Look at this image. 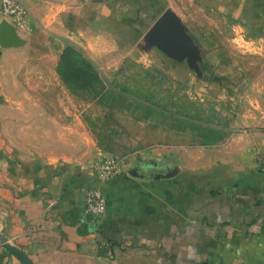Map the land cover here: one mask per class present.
<instances>
[{
    "label": "rangeland",
    "instance_id": "rangeland-1",
    "mask_svg": "<svg viewBox=\"0 0 264 264\" xmlns=\"http://www.w3.org/2000/svg\"><path fill=\"white\" fill-rule=\"evenodd\" d=\"M232 5L161 0L163 11L192 23L190 63L147 44L145 34L95 62L44 27L16 32L20 44L0 45L8 150L24 166L92 173L101 156L121 171L151 169V161L200 178L238 166L264 171V0Z\"/></svg>",
    "mask_w": 264,
    "mask_h": 264
},
{
    "label": "crops",
    "instance_id": "crops-1",
    "mask_svg": "<svg viewBox=\"0 0 264 264\" xmlns=\"http://www.w3.org/2000/svg\"><path fill=\"white\" fill-rule=\"evenodd\" d=\"M17 1L30 29L61 35L95 62L141 40L163 11L161 0ZM196 1L241 9L240 0ZM182 25L193 44L192 23ZM153 163L141 168L164 170ZM128 170L98 180L85 166H24L0 136V237L32 264H264V171L238 166L200 178L175 170L152 179ZM95 187L105 201L98 220L83 212L84 193ZM0 264L21 263L0 248Z\"/></svg>",
    "mask_w": 264,
    "mask_h": 264
},
{
    "label": "water",
    "instance_id": "water-1",
    "mask_svg": "<svg viewBox=\"0 0 264 264\" xmlns=\"http://www.w3.org/2000/svg\"><path fill=\"white\" fill-rule=\"evenodd\" d=\"M144 38L147 44L156 46L174 59L186 57L187 61L190 63L196 56V49L185 35L182 23L176 16L167 10L161 12L154 20L146 31ZM12 43L20 44L21 39L13 26L2 19L0 20V45L5 46ZM153 165L155 166V163H153ZM127 173L134 177L157 179L171 177L174 175L175 170L166 168L164 170H156L155 172L149 173L139 166H134L130 168ZM0 242L3 248L13 254L21 264H32L20 249L6 243L1 237Z\"/></svg>",
    "mask_w": 264,
    "mask_h": 264
},
{
    "label": "built area",
    "instance_id": "built-area-1",
    "mask_svg": "<svg viewBox=\"0 0 264 264\" xmlns=\"http://www.w3.org/2000/svg\"><path fill=\"white\" fill-rule=\"evenodd\" d=\"M5 20L13 26L16 32H28L31 20L28 10L17 0H0V20ZM92 171L98 180L117 175L121 165L117 159L101 156L92 164ZM83 212L93 220L102 218L105 213V201L98 188H89L84 193ZM0 248H3L0 242Z\"/></svg>",
    "mask_w": 264,
    "mask_h": 264
},
{
    "label": "flooded vegetation",
    "instance_id": "flooded-vegetation-1",
    "mask_svg": "<svg viewBox=\"0 0 264 264\" xmlns=\"http://www.w3.org/2000/svg\"><path fill=\"white\" fill-rule=\"evenodd\" d=\"M147 170V169H146Z\"/></svg>",
    "mask_w": 264,
    "mask_h": 264
}]
</instances>
